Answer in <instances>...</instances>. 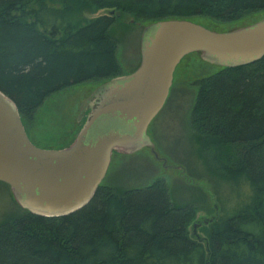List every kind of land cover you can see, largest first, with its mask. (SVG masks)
Returning <instances> with one entry per match:
<instances>
[{"label":"trees","instance_id":"16d2710c","mask_svg":"<svg viewBox=\"0 0 264 264\" xmlns=\"http://www.w3.org/2000/svg\"><path fill=\"white\" fill-rule=\"evenodd\" d=\"M99 9L108 15L84 19ZM261 10L264 0H0V90L23 119L60 89L118 76L111 11L147 24L211 12L225 30ZM214 67L199 79L192 123L210 159L246 179L251 195L242 210L196 239L187 232L192 208L173 204L163 181L119 191L101 183L71 214L20 208L2 219L0 264H264V55Z\"/></svg>","mask_w":264,"mask_h":264},{"label":"water","instance_id":"95a60500","mask_svg":"<svg viewBox=\"0 0 264 264\" xmlns=\"http://www.w3.org/2000/svg\"><path fill=\"white\" fill-rule=\"evenodd\" d=\"M190 54L223 68L259 60L264 55V16L226 30L177 18L146 24L138 65L102 82L81 101L79 129L59 149L35 146L16 104L0 90V182L8 185L15 203L42 217L71 214L91 200L114 154L147 148L164 169L172 168L159 157L148 126L166 102L177 65Z\"/></svg>","mask_w":264,"mask_h":264},{"label":"rangeland","instance_id":"374dc122","mask_svg":"<svg viewBox=\"0 0 264 264\" xmlns=\"http://www.w3.org/2000/svg\"><path fill=\"white\" fill-rule=\"evenodd\" d=\"M113 13L116 16L109 28V36L116 45L119 75H126L138 65L140 34L147 20L130 12ZM99 15H108V12L99 9L85 14L84 19ZM249 16L235 23L253 22L264 16V10ZM189 20L223 30L211 12ZM214 71V66L203 63L196 54L184 57L175 69L166 102L148 126L155 150L172 168L164 169L162 161L154 159L144 148L131 155L114 154L101 182L113 187V191H119L144 187L155 180L163 181L173 204H186L192 208L193 218L187 232L196 239L205 237L206 230L217 219L228 218L242 210L251 195L242 175L232 178L210 159V153L201 145L200 134L192 123L191 110L201 88L199 79ZM102 82L103 79L88 80L60 89L49 95L33 113L24 115L22 121L30 141L43 149L66 146L79 129L76 117L81 101ZM20 212L8 185L0 182V221Z\"/></svg>","mask_w":264,"mask_h":264},{"label":"flooded vegetation","instance_id":"af4514ba","mask_svg":"<svg viewBox=\"0 0 264 264\" xmlns=\"http://www.w3.org/2000/svg\"><path fill=\"white\" fill-rule=\"evenodd\" d=\"M23 125H24V123H23ZM24 127H25V125H24ZM25 130H26V132H27V129H26V127H25ZM28 134V133H27Z\"/></svg>","mask_w":264,"mask_h":264}]
</instances>
